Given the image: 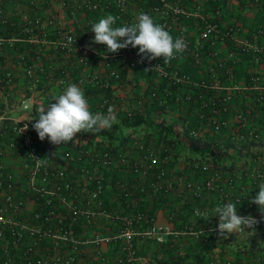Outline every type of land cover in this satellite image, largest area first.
<instances>
[{"label": "built area", "instance_id": "built-area-1", "mask_svg": "<svg viewBox=\"0 0 264 264\" xmlns=\"http://www.w3.org/2000/svg\"><path fill=\"white\" fill-rule=\"evenodd\" d=\"M130 1L79 0L77 7L84 11H111V15L117 18L114 26L119 21L123 23L119 26H131L138 22L139 14L150 15L174 40L182 38L186 42L184 52L189 55L185 62L196 65L199 75L194 77L172 63L181 62L178 60L184 52L169 63H164L163 57L142 59L139 48L131 45L112 53L108 52L105 44L100 48L92 40H81L74 26L57 23L51 37L50 32L47 37V32L42 29L39 38H48L49 42H54L57 48L67 53L75 49L84 51L79 56V62L88 67L73 80L60 77V86L65 90L69 85L80 87L89 83L105 90L99 102L89 108L93 114H106L109 107L114 109L115 115L119 110L131 114L154 97L159 104L165 103L166 111L172 110L173 105L196 100L195 103H199H192L190 111L197 123L189 126L187 121L184 124L180 122L176 129L181 135L186 127H190L189 135L197 136L207 130L227 127L236 120L247 132L235 133L236 129H231V138L254 137L259 141L264 137V73L253 71L243 84L235 81L233 75L234 67L244 58L242 56L247 61L249 58L252 63L264 66V43L257 38L264 35V27H258L251 38L240 35V27L236 23L225 25L222 22L223 0H216V5L211 8H207L203 0H193V3L156 0L148 8L140 9L134 18L126 16ZM65 2L60 0L62 5ZM4 40L0 38V43ZM220 43L225 45L223 52ZM118 64L127 68L141 66L152 71L155 77L138 95L129 93V88L119 92L117 88L122 79ZM35 65L31 63L27 66L29 76L34 74ZM48 67L53 68V64ZM220 69H224L228 81L219 76L217 70ZM3 80L7 83L12 80L9 71L3 74ZM241 88L256 92L246 94L243 102H247V106L239 102L233 104L234 92ZM195 89L203 91L196 92ZM252 102L261 107L255 110ZM257 116L263 117V120L256 121ZM10 132L7 141L0 145V264H73L84 245L92 247V264H130L136 258L135 237L148 242L158 232H167L172 235L189 234L207 242L211 234H219V216L196 202L191 207L192 219L180 223L178 227L174 225L177 212L171 209L167 212L168 224L161 226L154 217L143 225L140 209L114 206L103 192L113 187L116 196L130 201L129 183L116 174L117 169L127 163L137 179L145 182L152 191L161 192L164 196L172 191L177 195L184 192L188 197L200 199L209 191L219 190L223 196L246 202L249 208H254V211L239 215H252L260 221L255 226H264V213L251 202V198L259 192L258 185L264 183V170L238 172L231 169L224 174L219 168L212 167L209 160L200 162L190 159L187 162L189 169L199 172L200 178L186 176L184 171L173 175L172 152L165 150L161 143H147L138 138L131 140V144L139 148L131 162L126 149L112 151L95 144H84L66 151L68 160L73 164L78 161L80 168L77 169L75 164L74 168H58L53 167L38 149L27 118L16 119ZM6 152L22 159L23 185L17 183L13 172L6 168L3 162ZM90 181L92 186L88 185ZM26 196L32 199L34 206L29 217L21 218L20 214L26 208ZM204 216L209 219L205 221ZM103 243L116 244V253L113 256L106 254L101 246ZM226 264H233L232 260L228 258ZM239 264H264V255L254 252Z\"/></svg>", "mask_w": 264, "mask_h": 264}, {"label": "crops", "instance_id": "crops-1", "mask_svg": "<svg viewBox=\"0 0 264 264\" xmlns=\"http://www.w3.org/2000/svg\"><path fill=\"white\" fill-rule=\"evenodd\" d=\"M78 1L79 0H66L65 5H62L60 0H0V15L2 17V20L0 21V38H5V40L0 43V145L4 144L9 137V135H7V127L3 124V120H16L20 118L39 120L38 106H48L50 103L54 102L53 97L64 92V89L60 86L58 81L59 78L66 77L68 80H73L79 74L84 73L88 68L79 62V56L84 54V51L75 49L72 52L67 53L57 48L54 42H49L48 38L45 40L39 38L40 35L33 32L29 25L21 29L28 31V37H20L16 34L6 36L2 30H4L7 23L13 24V22L18 21L23 25L26 21L39 18L42 25H45L46 27L47 37L48 32H50L49 36L51 37L53 35L51 31H53L56 24L61 23L65 26H74L75 31L81 40L94 41L95 33L91 31L92 25L97 23L101 18L111 15V11H84L77 7ZM169 1L176 2L177 0ZM183 1L193 3V0ZM203 1L207 8L216 5L214 0ZM222 6V22L225 25L236 23L240 27V35L251 38L255 36V31L258 27H264V0H223ZM142 8H146L144 7L142 0H131L128 4L126 16L134 18ZM113 27L119 26L113 25ZM257 38L264 42V35H258ZM21 40L37 42L40 44L41 55L38 54L36 59L31 62L36 64L32 76H29L26 73V68L29 64L23 62L21 50L19 49L20 45H16L19 43L18 41ZM121 41H123V38ZM98 45L100 48L104 46V44ZM220 49L222 52L225 50V45L223 43H220ZM49 64H53V68H56V70L48 67ZM96 66H98V64ZM45 68H48V70L46 71ZM239 68L241 69L240 74L235 76V79L239 84L244 83L245 71L250 73L253 71L264 73V66L256 63L254 64L245 59H240L238 64V69ZM7 71L12 75V80L8 83L3 80V74ZM129 78L132 79H130L131 82H134V78ZM152 80V78L142 77L139 78L138 82L142 84L145 83V81L151 82ZM87 85L91 84L86 83L80 86V88L85 94L89 108H91L98 102V98L95 92L88 90L89 88ZM127 86H129V83H127ZM130 86L128 87L129 89ZM145 86L146 84L140 87V92ZM121 88L122 83L118 85L117 91L121 92ZM239 90H242V92L248 91L245 88ZM140 92H138V94ZM129 93L138 95L133 93L131 89L129 90ZM237 97L236 98L239 99V96ZM48 99L51 101H48ZM122 112H124V110H119L116 117ZM45 113H47V108H45ZM175 115L176 112L174 110L165 111L160 114V116L164 117L166 121H169L171 117H174L175 119ZM179 123H177L174 128L178 127ZM90 135V132L82 131L77 133V138L75 140L85 141ZM178 136H181L179 131ZM150 137L153 138V140H149L148 138ZM133 138H138L145 142H156L154 140L156 138L155 134H145L143 129L136 130L131 135V140ZM227 145L231 155H228L225 161L229 162L230 157L232 156L235 163L241 166V162H243L241 154L242 152H245V147L239 145L237 142L229 143ZM181 146L176 144L174 147L179 148ZM249 150V154L258 152L264 154V142H256L255 144L251 143ZM133 156L134 153H131L128 157L132 158ZM184 157V154L180 156H173L172 154V159H174L172 160L173 175H178L184 171L186 176H192L197 179L200 178L201 175L199 172H193L189 169L187 163L188 159H185ZM259 158L262 159L261 156ZM3 162L5 163L6 168L13 172L16 180L23 185L25 177L22 159L13 153L6 152L3 155ZM240 166H232L230 170L232 169L239 172L242 170V167ZM228 170H222V172L226 174ZM118 173L129 184L132 186L135 185L132 174L129 172L127 173L126 171H118ZM177 183L181 186L180 182ZM103 195L109 201L114 200L115 193L113 187L106 188ZM162 200L161 207L156 209L154 215L155 222L158 225L162 226L168 224L169 220L167 218V211L169 210V204L176 207L175 210L177 211V215L174 218V225H176V227L180 226V223L192 219L191 207L196 202L195 198L188 197L187 193L184 192H182L181 195H177L172 191L168 195H162ZM26 201V208L22 213L23 215L20 216L21 218L29 217V213L34 206V203L29 196H26ZM197 201L200 205L207 207L214 214H216L215 209L218 205L223 206L227 203H233L238 210V214L255 210L254 208L246 206L245 202L241 203L235 201L230 196H223L219 190L209 191ZM257 210H259V205L257 206ZM168 235L172 234L158 232L148 244L147 242H142L139 236L135 237L136 258L130 264H148L153 261L155 257L163 256L160 252L157 253L155 248L159 243L162 244ZM223 240L231 241L228 237H220V234H211L207 242H201L194 236L189 235V240H185L184 244L181 245L180 252L182 254L188 253L189 255L204 252L210 244L214 251L211 252L210 258L208 259L209 264H222L224 260H227L228 258L231 259V249L228 251L220 248ZM48 244H50L49 241ZM101 246L104 252L110 256H113L117 251V245L113 243H103ZM91 250L92 247L90 245H84L77 261L73 264H92ZM240 254L241 253L239 252L237 253L238 256H240ZM237 255H235V257H237ZM242 259H240V261Z\"/></svg>", "mask_w": 264, "mask_h": 264}, {"label": "trees", "instance_id": "trees-1", "mask_svg": "<svg viewBox=\"0 0 264 264\" xmlns=\"http://www.w3.org/2000/svg\"><path fill=\"white\" fill-rule=\"evenodd\" d=\"M156 0H142L144 7H148ZM215 3H217L216 0H214ZM262 4V3H261ZM39 20V18H37ZM120 22V21H119ZM120 24L123 23H119ZM30 26V29L37 33V35H41L42 29L46 30L45 25H42L40 21H36V19H31V21H26L25 24L21 25L18 21L13 22V24L7 23L3 33L6 36H11V34H16L20 37H28L29 34L26 30H21L25 26ZM42 25V27H41ZM124 26V25H122ZM120 27V26H119ZM260 41H262L260 39ZM16 45H20L19 49L21 50L23 62L25 64H30L32 61H34L37 57V55H41L40 52V44L37 42H31V41H25L21 40L18 41ZM264 43V42H263ZM139 48V47H136ZM187 54V55H186ZM188 55L189 53L184 52L180 59L178 61L181 62H174L172 63L176 65L181 71H187L190 74H192L194 77H197L199 75L198 67L196 65H191L188 61ZM246 59L245 56H242ZM249 61V58H248ZM120 63V62H119ZM239 64V63H238ZM117 68L119 69L121 73V83H122V90L128 89L130 86V89L133 93L138 94L140 92V87L144 84L147 85V81L145 83L140 84L138 82L139 78L147 77V78H154L155 74L152 71H149L141 66H136L133 68H127L126 66H122L118 64ZM45 70L47 71L48 68ZM53 70H56V68H53ZM220 72L219 76L223 77L225 81L229 80L228 76H224V69L217 70ZM241 69H238V65H236L233 69V75L234 79L235 76L240 74ZM252 73V72H251ZM250 72L245 71L244 72V82H246L251 75ZM134 78V82H131V78ZM131 79V80H130ZM236 80V79H235ZM237 81V80H236ZM127 83H129V86H127ZM88 90H91L95 92L98 102L100 98L106 93L105 90H103L99 86H93V85H87ZM86 86V87H87ZM196 92L203 91L202 89H195ZM120 92V91H119ZM118 92V94H119ZM209 93V92H207ZM256 93L255 90H248L245 92H242V90H237L234 92V102L233 104H237L238 102L242 105L245 104V106L249 105L247 102H243L246 100V94H254ZM239 96V99H237ZM237 97V98H236ZM168 98V97H167ZM50 99H48L49 101ZM51 101V100H50ZM196 100L189 101V102H183L179 105H173L172 110L176 112L175 119L174 117H171L169 121H166L164 117H161L160 114L166 111L165 103L159 104L158 100L154 98H150L149 101L141 108L136 109L131 114H128L127 112H122L120 115L117 116L116 121L113 123L111 128L102 129L99 131H95L93 133L90 132L89 138L85 139V141L82 140H74L73 142H69L66 144L61 145H55L50 142L48 138H45L43 141L40 140L37 131L34 129L33 125L38 121L37 119H28L30 122L31 130L35 137V143L38 147V149L41 151V153L50 161L53 167L58 168H74L78 169L80 168V164L78 161L71 162V160H68L69 157L66 154V151L71 150L75 147H78L80 145H90L95 144L99 147H105L112 151L115 150H127V157L131 153H135L139 150V148L135 147L131 144V135L139 129H143L145 134H155V143H162L165 150H170L173 154V156H180L184 154L185 159H194L198 160L200 162H203L205 160H209V164L214 168H219L222 170H230L232 166H240L235 163L233 160V157H230V161L226 162V157L228 155H231V152L228 149L229 143L237 142L239 145L245 147V152H242L241 156L243 158V162H241L242 170L248 171L252 169L257 170H264V154L262 152L258 153H251L249 154L250 150L249 147L251 143L255 144L256 142H264V137H262L259 141H256L254 137H245V138H239L234 139L231 138V129H236L235 133H244L246 134V128H243L241 123L239 121L233 120L231 123L227 126H221L217 130H207L203 133V135H189V128L186 127L183 131L181 136H178V131L175 127V125L179 122L182 124L187 121V125H192L197 123L194 120V117L191 114L190 108L191 104L195 103ZM97 102V103H98ZM96 103V104H97ZM199 102H196L195 104H198ZM252 106H255V110H258L261 105L260 104H254V102L251 103ZM178 106V107H177ZM177 107V108H176ZM250 107V106H249ZM207 111V110H206ZM173 118V119H172ZM191 118V119H190ZM263 120V117L257 116L256 121ZM15 122L14 119L9 120H3V124L5 127H7L8 134L10 137V128L11 125ZM2 129V128H1ZM6 130V131H7ZM149 140L153 138H148ZM147 143L149 141H146ZM176 144H178L179 148L174 147ZM262 157L260 159L259 157ZM129 158V157H128ZM133 158V157H132ZM132 158H129V162L132 161ZM259 158V159H258ZM189 163V161H187ZM118 171H126L133 175V180L135 185L130 186V201H124L122 196H116L114 200H111L110 202L116 206V207H123L125 209L130 210H136L140 209L143 213V218L141 220L142 224L145 225L148 223L149 219L154 217L155 211L157 208L161 207L162 200V194L161 192H155L150 189V187L142 181H139L132 173V170L130 166L125 164L121 169H117ZM116 171V174L120 175ZM203 174V173H202ZM131 175V176H132ZM19 183V181H17ZM89 186L93 185V182L90 181ZM21 194V193H20ZM167 194V193H166ZM131 198L134 199L131 201ZM199 199H196V202ZM42 203V199L39 200V204ZM246 206L247 203L245 202ZM119 205V206H118ZM169 209L175 210L176 207L174 205H168ZM252 208V207H251ZM167 210V209H166ZM169 211V210H168ZM167 211V212H168ZM23 214H20V216ZM261 226L264 229V226ZM185 240H189V234H183V235H168L165 241L159 243L155 250H157V253L160 252L163 254L161 257H155L153 261H151L148 264H209L208 259L210 258L211 252L214 251L212 246L210 244L206 248L207 250L204 252H198L194 253L192 255H189L188 253L182 254L180 252L181 245L184 244ZM151 241V240H150ZM148 241L147 244L150 242ZM220 248L230 250L231 248H235L237 252L241 253L239 257L237 255V259L245 258L247 255L254 252H260L264 250V243H260L256 240H250L248 243H230V241H225L221 243ZM222 264H226V260L222 262Z\"/></svg>", "mask_w": 264, "mask_h": 264}, {"label": "clouds", "instance_id": "clouds-1", "mask_svg": "<svg viewBox=\"0 0 264 264\" xmlns=\"http://www.w3.org/2000/svg\"><path fill=\"white\" fill-rule=\"evenodd\" d=\"M116 19L115 16L108 15L92 25L91 31L95 33L94 43L107 45L108 52L116 53L131 45L133 48L139 47L142 59L163 57L164 63H169L187 48L182 38L174 40L173 36L162 25L155 23L148 14H139L138 22L131 26L113 27ZM53 100L48 106H38L39 120L33 127L40 140L48 138L55 145L73 142L77 133L82 131L93 133L111 128L117 119L112 107L108 108L106 114H93L84 92L74 84L69 85L62 94L53 97ZM27 127L28 125L24 130ZM258 187L259 192L251 198V202L259 205V210L264 213V183H260ZM215 212L219 216L220 237H228L244 229L254 231V226L260 222L252 215H239L233 203L218 205ZM203 219L206 221L209 217L204 216Z\"/></svg>", "mask_w": 264, "mask_h": 264}, {"label": "rangeland", "instance_id": "rangeland-1", "mask_svg": "<svg viewBox=\"0 0 264 264\" xmlns=\"http://www.w3.org/2000/svg\"><path fill=\"white\" fill-rule=\"evenodd\" d=\"M228 238L231 239V241L229 240L230 243H248L250 240H256L260 243H264V229L261 227L254 226V231L253 229H247L242 232L232 233L228 236ZM237 253L238 252L235 248H231L230 257L233 264H238L240 262V260L235 257ZM261 253L264 255V250L261 251Z\"/></svg>", "mask_w": 264, "mask_h": 264}]
</instances>
